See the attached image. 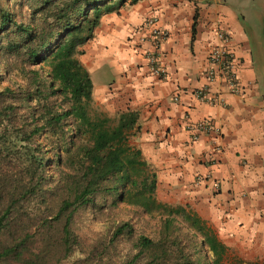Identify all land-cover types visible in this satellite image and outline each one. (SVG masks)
<instances>
[{
	"label": "trees",
	"instance_id": "obj_1",
	"mask_svg": "<svg viewBox=\"0 0 264 264\" xmlns=\"http://www.w3.org/2000/svg\"><path fill=\"white\" fill-rule=\"evenodd\" d=\"M15 1L0 0V264H63L80 246L76 213L107 197L160 217L158 237L138 236L137 252L120 264H221L227 247L214 229L156 199V174L131 142L137 114L90 111L78 48L104 14L139 0H23L25 18ZM119 236H132L129 223ZM95 262L71 264H106Z\"/></svg>",
	"mask_w": 264,
	"mask_h": 264
},
{
	"label": "crops",
	"instance_id": "obj_2",
	"mask_svg": "<svg viewBox=\"0 0 264 264\" xmlns=\"http://www.w3.org/2000/svg\"><path fill=\"white\" fill-rule=\"evenodd\" d=\"M153 14L169 34L165 78L148 73L149 44L140 42ZM218 30L231 38L238 92L214 82L208 103L191 91L204 84ZM78 50L93 105L108 116L137 114L131 142L156 174V199L195 212L236 263L264 264V0L127 2L104 14ZM205 118L213 130L191 141L187 124Z\"/></svg>",
	"mask_w": 264,
	"mask_h": 264
},
{
	"label": "rangeland",
	"instance_id": "obj_3",
	"mask_svg": "<svg viewBox=\"0 0 264 264\" xmlns=\"http://www.w3.org/2000/svg\"><path fill=\"white\" fill-rule=\"evenodd\" d=\"M21 1L23 0H16L12 8L18 18H25L29 9L26 3L21 6ZM90 111L92 114L102 112L92 102ZM159 218L156 213L147 214L140 208L126 203L112 205L109 197L98 199L97 205L82 208L76 213L72 228L77 234L80 246L71 257L63 260V264H71L73 260L87 258V256L90 259L94 258L96 262L120 264L137 252L136 239L138 236L153 239L158 237L161 228ZM125 222L130 224L132 236L113 237L115 229ZM174 226L178 228L179 237L185 241L186 225L178 219ZM226 256L221 264H240L236 263V256L231 254ZM211 259V255L208 254L206 260L210 262Z\"/></svg>",
	"mask_w": 264,
	"mask_h": 264
},
{
	"label": "built area",
	"instance_id": "obj_4",
	"mask_svg": "<svg viewBox=\"0 0 264 264\" xmlns=\"http://www.w3.org/2000/svg\"><path fill=\"white\" fill-rule=\"evenodd\" d=\"M143 25L148 30L147 36L140 38L141 43L147 42L149 44V47L145 50L147 71L152 76L165 78L167 69L162 62L161 46L168 39L169 34L158 25L157 15L148 16ZM215 35L217 43L214 44L209 53V65L202 74L204 84L191 91L193 98L208 103L214 101L207 98L211 90L210 85L214 82L223 81L229 92H238V69L234 62V54L228 47L231 40L230 35L223 30H218ZM173 99L178 100V96ZM186 129L192 131L189 136L190 140L196 141L201 134L211 132L213 126L211 121L205 118L193 124H187ZM215 187H217V184H215Z\"/></svg>",
	"mask_w": 264,
	"mask_h": 264
}]
</instances>
